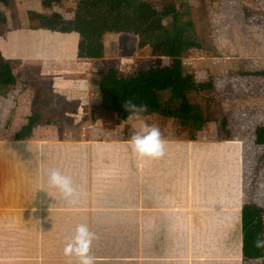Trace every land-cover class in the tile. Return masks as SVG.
Wrapping results in <instances>:
<instances>
[{"label":"crops","instance_id":"0c3cea01","mask_svg":"<svg viewBox=\"0 0 264 264\" xmlns=\"http://www.w3.org/2000/svg\"><path fill=\"white\" fill-rule=\"evenodd\" d=\"M250 2L254 0H203L200 19L206 26L205 46L198 48L192 42L200 52L195 53L194 49L187 47L179 56L190 83L186 96L188 103L194 106L190 102L191 95L198 99L195 107L201 112L207 108L217 110L208 114L202 112L205 120L203 141L218 145L213 149V152L217 151L213 159L220 158L218 147L224 145L231 150L229 161H237L240 166L241 155L238 154L246 147L244 140H247L246 145H254L247 138L248 131L255 138L263 137L264 132V123L257 119L251 126V120L242 113L246 109L264 106V41H260L253 23L259 25L262 36L264 10L256 11L253 17ZM28 3L32 5L30 0ZM193 13L191 9L190 14ZM68 16L50 19L72 20ZM30 27L21 24L14 28H0V56L10 64L11 73L18 82L16 87H0V264H18L19 259L11 251L8 254V250L15 247L16 232L32 229L35 215L42 216V227L47 228L43 239L48 255H43L42 264H79L80 257L74 251L66 252V249L74 242L76 229L81 224H85L91 233L87 255L94 258V264H264V254L260 257L254 244L258 237L254 232L264 231L263 207L253 210L255 219L259 218L256 222L258 228L245 238L241 226L245 208L209 205L210 198L203 202L208 205H193L187 195L178 202V194L175 197L170 188L172 181L169 184L158 182L156 162L147 159H138L137 166L141 170L137 171V180L139 188L143 186L150 197L148 203L151 205L129 203V196L125 197L129 205L123 206H63L60 201L51 207L44 196L41 207L16 205L21 184L25 185L26 193H30L26 194L25 200L34 197V152H49L66 144L89 149L98 143L107 146L121 144L114 138L93 139L96 126L92 124L95 118L92 93L98 80V61L102 59H77L79 36L75 33L33 31ZM188 31L185 37L195 35V24ZM152 56L155 58L154 54ZM99 66L102 74L109 68ZM81 80L90 81L87 89L79 87ZM47 103L56 104L55 115L45 112ZM79 106L82 108L78 113ZM72 108L75 109L73 114ZM207 120L210 121L209 137L206 134ZM169 126H158L160 130L175 133L164 137L161 134L165 147L171 150L184 145L176 136L178 125ZM70 129V134H76V138L66 134ZM81 136L86 138L82 140ZM129 140L125 139L124 144ZM195 143L201 142L195 140L189 144ZM46 160L42 158V167L47 168L52 163L58 169L61 166L59 160ZM121 163L127 165L126 158H122ZM24 165L31 168L29 180L17 182L21 178L19 172L21 176L23 172L19 166L23 168ZM169 166L167 173L175 178L176 183L186 170L185 179L180 181L185 182L186 192H190L191 185L187 187V182L198 183L195 175V180L191 176L193 168L190 164L187 169L179 170L175 158L169 160ZM161 183L169 195L154 188ZM223 192V189L218 190L212 198H222L224 204ZM236 223L240 224L241 232L237 244ZM20 261L31 264V260Z\"/></svg>","mask_w":264,"mask_h":264},{"label":"rangeland","instance_id":"374dc122","mask_svg":"<svg viewBox=\"0 0 264 264\" xmlns=\"http://www.w3.org/2000/svg\"><path fill=\"white\" fill-rule=\"evenodd\" d=\"M30 1L32 3L31 6L28 0H6V5L3 6L2 9L0 8L5 18L4 23L0 22V28H14L21 24L33 26L51 17H63L66 15H69L68 17L71 18L72 21L90 24L100 28L102 31V42L105 54L100 58L102 60L98 61L100 62L98 64V81H100L103 75L99 65L109 68L114 67L122 72L148 68L155 58L152 56L153 54H150L148 48L139 49L137 47L140 36L142 33L150 32L157 28L159 25H167L171 21V14L176 13L178 25L185 28V32H189V27H186L187 22H190L191 25L195 24L197 33L195 35L190 34L188 38L184 37L191 44L194 42L198 48L205 46L203 44L205 42L203 38L207 35L205 34L206 26H204V22L200 19V6L203 0H175L174 10L170 12L169 15L166 14L164 18H155L145 27H141L140 21L134 19V11L125 8L115 12L110 9L106 3L98 2L97 0ZM151 6L156 11H161V2L152 1ZM250 6L252 16L254 17L256 11L264 10V0H254L253 3L250 2ZM191 9L194 10L193 14H190ZM253 23L255 24L257 33L261 37L260 41L263 42L264 33L261 36L259 25L256 24L255 21ZM190 49H194L195 53L200 52L196 50L194 46H190ZM106 59L109 60L106 61ZM161 61L166 70L173 65V61L168 58H162ZM123 63L125 65H122ZM182 72L184 83L189 91L190 83L187 77H185L183 67ZM188 91L186 92V96ZM92 96L94 99L92 108L95 116L92 124L96 126L93 132V139L114 138V140L121 142V144L117 146H107L98 143L96 144L97 146L90 149L87 147L77 148L66 144L58 145L49 152H34V178H32V180L35 181L34 197L32 200L26 201L25 196L30 193H26L25 185L21 184V191L17 192L18 198L16 205L24 206L32 204L33 206L41 207L43 206V204H41L42 196H44L46 202L48 199V205L51 207L56 206L60 201L63 202V206H123L129 205L125 202V197L127 196L130 198L129 203H135L134 205H143L144 203L145 205H151L148 203L151 202L150 197L143 186L140 185L139 188L137 180L139 178L137 171L140 172L141 170V168L137 166L138 159H147L156 162V166L158 167L156 174L158 179L156 180L158 182H166V184H169V182L172 181L170 188L174 191L175 197L178 194V202H180L181 197L184 198L187 195L188 201L192 200L193 205H208L207 202H203L210 198L209 205L242 207L245 208L242 211L243 223L241 224L243 228V237H249L253 233V230L258 228L256 227V222H259V218L255 219L253 210H255L256 207L264 208V132L261 134L263 137L258 136L255 138L252 137L251 131H248L247 138L252 140V144L254 145H246L247 140H244L243 144L244 147H246L238 154V156L241 155L239 160L242 165L240 166L237 161L236 163L229 161V152L231 150L224 145H221L220 148L218 147L220 150V158L216 160L213 159V149L218 145H214L210 142L206 143L205 140L203 141V139H205L203 131H201V134L194 125H190L191 127H179L176 120L168 118L162 119L164 117L155 114H141L139 119L133 116L131 119H128V123L125 122L121 124L113 104L106 99L105 94L102 93L101 90L95 87ZM101 101L105 105L104 107L99 105ZM190 102L194 104L193 107L198 106L196 104L198 99L191 95ZM49 105L53 104L47 103V105H45V112H50L52 115H55L58 110L56 104L52 107ZM81 108L79 106V108L76 109L78 113ZM74 110V108L71 109L72 114ZM215 111L217 110L214 109L209 111V108L202 110L204 114L213 113ZM96 112H98V114ZM202 112L201 114L203 117ZM242 113L245 114L247 119L251 120V126L255 124L257 119H259L261 123H264V106L246 109ZM203 121L205 122V120ZM160 122H163L161 127L165 128L170 127L169 124H171L172 127L175 126V124L178 125L176 136L178 141H181L184 145L171 148V150L164 147V154L160 157H145L133 152L129 141L124 144L125 139H130L129 137L132 130L138 129L137 123L140 124L139 127L144 123L150 125L154 124L158 127ZM63 123L61 126L62 129L65 128ZM78 123L81 122L78 121ZM70 131L72 130H66V134L72 139L76 138L77 135L70 134ZM160 132L163 137L175 135L172 131L166 132L163 129H161ZM85 138V136H81L82 140ZM195 140L201 143L189 144L191 141ZM232 152L235 153L237 150H232ZM19 158L21 157L19 156ZM42 158H47V162L59 160L61 166L58 169L54 166V163H52L47 168L42 167V165H40ZM122 158H126L128 166H123L121 163ZM175 158H177L179 170L187 169L189 164L193 168L191 176L194 179L195 175V179H198V183L187 182V187L191 183L188 188L191 193L188 192V190L186 192L184 189V187H186L185 182H180L185 179L186 170L183 172L184 176L180 174L178 183L174 181L175 178L173 176L167 173L171 168L169 166V160ZM246 159L247 161H245ZM21 167L22 166H19V170L23 169L22 176L19 172V177L21 178L17 180V182H26L27 179L29 180L31 168L26 165H24L23 168ZM53 169L59 170L64 175L70 177L73 187L76 189V194L73 197H65L59 189L48 184V173ZM206 179H208V181H206ZM143 180L149 181L150 178L146 177L143 178ZM213 181L215 182L214 184L212 183ZM154 188L169 195L166 193V188L165 186L163 187L162 183L157 184ZM222 189L224 190L222 195L226 197L224 198V204L222 198H212L218 194L216 193L218 190L221 191ZM37 192L39 193V197H37ZM222 195L219 193V197H222ZM185 203L187 204V200L184 199V204ZM247 208L251 210H247ZM237 213H240V210H237ZM41 217L42 216L39 215L34 216L32 219V229L30 228L31 230H19L15 233L17 236L13 240L15 247L9 249L8 254L10 251L13 252L16 256L15 258L19 259L18 264H25L20 260H31V264H42L43 255H48V249L43 239L47 233V228L46 230L43 229ZM236 225L234 229L237 244L241 232L239 231L240 224L236 223ZM255 235L264 236V231L254 232V236ZM4 249L5 248H3V250ZM255 249L257 254L262 257L264 248ZM32 260L34 262H32ZM5 263L6 262H3L1 264Z\"/></svg>","mask_w":264,"mask_h":264},{"label":"trees","instance_id":"16d2710c","mask_svg":"<svg viewBox=\"0 0 264 264\" xmlns=\"http://www.w3.org/2000/svg\"><path fill=\"white\" fill-rule=\"evenodd\" d=\"M97 1L106 3L115 12L125 8L134 11L133 17L140 21L141 27H145L157 17L164 18L166 14L169 15L175 6V0ZM152 1L161 2V11H156L151 6ZM5 5L6 0H0V6ZM176 19V13L171 14V21L167 25H159L150 32L141 34L137 47L139 49L148 48L155 55V59L148 68L122 72L117 68L110 67L102 75L100 81L97 80L96 89L101 90L106 99L113 104L121 124L129 121L130 116L128 111L123 110L122 104L128 99H132L135 104L148 106L147 112L142 113L144 115L156 114L176 120L179 127L194 125L198 131H202V114L186 99L188 89L183 78V63L179 60L181 50L192 46V44L185 39L186 29L180 27ZM4 21L5 18L0 11V22L4 23ZM186 27H191V24L187 23ZM30 30L77 34L79 42L76 55L79 60H98L104 55L102 31L93 25L54 18L45 19L36 26H31ZM162 58L173 61V65L168 70L163 67ZM16 86H18V82L11 73L10 64L0 56V87ZM99 105L105 106L102 101ZM162 123H159L160 127ZM137 125L140 126L138 123Z\"/></svg>","mask_w":264,"mask_h":264},{"label":"clouds","instance_id":"9594fccd","mask_svg":"<svg viewBox=\"0 0 264 264\" xmlns=\"http://www.w3.org/2000/svg\"><path fill=\"white\" fill-rule=\"evenodd\" d=\"M81 89H87L90 81L81 80L78 82ZM123 110L130 113L129 119L135 116L140 118L142 113L147 112L146 104H135L132 99L126 100L122 104ZM129 144L133 152L145 157H160L164 154L165 142L161 138L160 129L152 124L144 123L140 128L131 132ZM48 184L60 192L65 197H73L76 189L73 187L72 180L61 171L53 169L48 173ZM91 233L85 224H81L76 229L74 242L70 243L66 252H75L79 257V264H94V258L87 255L91 243ZM255 247L264 248V236H258L254 241Z\"/></svg>","mask_w":264,"mask_h":264},{"label":"bare ground","instance_id":"6f19581e","mask_svg":"<svg viewBox=\"0 0 264 264\" xmlns=\"http://www.w3.org/2000/svg\"><path fill=\"white\" fill-rule=\"evenodd\" d=\"M206 134H207V137H209V134H210V121L209 120H207V124H206ZM216 153V155H217V151L215 150V152H214V154Z\"/></svg>","mask_w":264,"mask_h":264}]
</instances>
